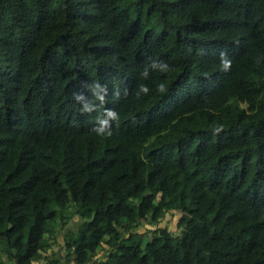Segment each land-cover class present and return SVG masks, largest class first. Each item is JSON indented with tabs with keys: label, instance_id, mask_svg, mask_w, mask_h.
Masks as SVG:
<instances>
[{
	"label": "trees",
	"instance_id": "trees-1",
	"mask_svg": "<svg viewBox=\"0 0 264 264\" xmlns=\"http://www.w3.org/2000/svg\"><path fill=\"white\" fill-rule=\"evenodd\" d=\"M72 204L51 264H264V0H0V264Z\"/></svg>",
	"mask_w": 264,
	"mask_h": 264
},
{
	"label": "rangeland",
	"instance_id": "rangeland-1",
	"mask_svg": "<svg viewBox=\"0 0 264 264\" xmlns=\"http://www.w3.org/2000/svg\"><path fill=\"white\" fill-rule=\"evenodd\" d=\"M172 207H174L173 204H171ZM164 210H162L163 212ZM172 213V212H171ZM176 218V217H175ZM173 217L172 214H166L165 220L163 221L165 225H172V224H176V219ZM82 221L81 217L78 215H75L74 217H72V219H70L69 221H67V223L65 224V228H64V232H68L70 231L69 228L71 229H77L79 226V223ZM45 239H46V243L49 244L51 243V245H53V241L50 239L49 235L46 234L45 235ZM58 246L56 244H54L52 247H49L48 249L44 248L42 249L43 253L47 256L45 259H40L36 262H34V264H51V261L54 259L55 257V253L54 250H57ZM108 250V246H103L99 248V254L97 255V258L100 257L101 255L105 254ZM2 257L5 260L6 264H15L13 261H11L8 258V255L3 253ZM74 259V256L71 257V260Z\"/></svg>",
	"mask_w": 264,
	"mask_h": 264
},
{
	"label": "clouds",
	"instance_id": "clouds-1",
	"mask_svg": "<svg viewBox=\"0 0 264 264\" xmlns=\"http://www.w3.org/2000/svg\"><path fill=\"white\" fill-rule=\"evenodd\" d=\"M231 63V61H225V62H223V64H222V67H224V68H227L228 66H229V64ZM159 88H160V91H163L164 90V86L163 85H160L159 86ZM109 135H111V133H109ZM66 212H71V215H70V217L69 218H67L66 219V221L64 222V223H59L56 227H55V229H61V231L62 232H60V233H58L57 235H59L60 236V241H57V239L54 237V238H52V237H50V235H49V232H46L45 234H44V243L46 244V246L47 247H45L46 249H48L49 247H52L54 244H56L57 246H58V249H59V245L62 243V241L65 239L64 237L65 236H67L68 234H71V233H74L75 231L74 230H76V229H71V228H69L70 229V231H68V232H64V228H65V224L67 223V221H69L70 219H72V217H74L75 215H78V213H77V211H76V206H75V204H72L71 206H70V208L69 209H67V210H65ZM79 216V215H78ZM46 234H48L49 235V237H50V239L53 241V245H51V243H49V244H47L46 243V239H45V235ZM42 249H44V248H42ZM42 249H41V252L43 253V251H42ZM57 249V250H58ZM57 250H54V252L53 253H55ZM67 250V249H66ZM66 252V251H65ZM67 253H68V250H67ZM43 256L44 257H42L41 259H45L47 256L43 253ZM72 256H74V255H72ZM71 256V257H72ZM56 257V256H55ZM40 260V259H39ZM75 260V256H74V259L72 260V261H74ZM38 261V260H37ZM34 262H36V261H34ZM34 262H33V264H34Z\"/></svg>",
	"mask_w": 264,
	"mask_h": 264
}]
</instances>
